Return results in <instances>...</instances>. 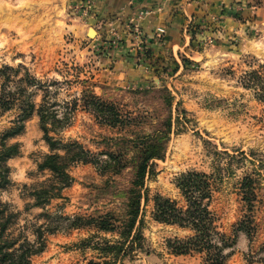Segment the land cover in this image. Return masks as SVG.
<instances>
[{
  "label": "rangeland",
  "instance_id": "rangeland-1",
  "mask_svg": "<svg viewBox=\"0 0 264 264\" xmlns=\"http://www.w3.org/2000/svg\"><path fill=\"white\" fill-rule=\"evenodd\" d=\"M257 1L253 0L258 4ZM86 3L87 0H0V67L24 65L43 82L49 101L56 103L54 107L60 113L72 110L69 124L50 135L63 143L76 142L93 158L107 159L113 152L123 155L127 163L114 174L116 168L100 173L94 163L72 162L67 168L69 185L60 190L59 196L35 205L30 192L54 179L49 170L37 167L52 151L43 139L38 117L31 116L24 131L9 140L19 143V152L7 160L9 183L0 189V203L12 214L5 235L20 241L24 237L42 241L31 264L110 260L100 257L93 244L116 235L96 232L91 226L68 225L66 218H86L106 211L120 214V193L132 176L135 155L127 139L163 129L170 119L164 155L152 160V169L145 177L147 199L141 201L139 215L143 247L122 257L121 262L204 264L199 253L175 254L167 247L168 239L184 238L191 234L189 229L160 223L152 216L157 193L184 204L175 179L187 170L213 173L217 166H229V171L220 172L222 179L210 204L219 230L227 234L243 214L241 180L251 176L257 196L255 244L262 242L264 29L257 23L248 25L242 12L232 16L234 24L226 23L224 31L213 27L212 34L201 32L207 26L201 29L200 25L189 24L187 34L189 28L196 34L186 47L152 49L139 21L137 31L133 21L123 27L103 29L101 22L89 20ZM164 33L165 29L160 35L155 30L154 36L163 42ZM87 88L113 103L125 124H103L84 108L81 98ZM41 93L38 89L36 103ZM14 116V110L0 116V132L11 125ZM110 164L114 161L110 160ZM109 175L115 180L107 190L102 184ZM226 251L229 256L224 264H259L249 260V238L244 232L237 233L235 243Z\"/></svg>",
  "mask_w": 264,
  "mask_h": 264
},
{
  "label": "trees",
  "instance_id": "trees-1",
  "mask_svg": "<svg viewBox=\"0 0 264 264\" xmlns=\"http://www.w3.org/2000/svg\"><path fill=\"white\" fill-rule=\"evenodd\" d=\"M188 33L192 43L196 30L189 28ZM38 89L42 93L40 102L36 103L34 96ZM49 99V91L44 88L43 82L33 76L24 65L19 64L14 67L5 64L0 67V116L5 112L15 111L11 125L0 132V189L9 183L10 168L7 160L19 152V143L9 142V140L20 135L24 131L26 120L36 115L43 139L52 151L42 158L37 167L49 170L54 181L48 185L41 183L39 187L33 188L30 194L35 200V205L44 204L50 198L59 196L60 190L69 185L71 177L67 168L72 162L94 163L100 173H105L109 167L116 168L114 174L127 163L126 159L123 160V155H115L113 152L108 153L107 159L93 158L76 142L63 143L60 138L50 135V132L57 133L69 124L72 110L60 113L54 107L56 103ZM81 99L83 107L90 110L99 122L110 126L125 124L116 106L101 99L92 90L88 88L84 90ZM262 99L264 101V96ZM167 101H171L170 94L167 96ZM75 104L76 100H73V106ZM170 130L171 120L168 119L163 129L127 139V142H132L135 155L131 165L132 176L120 193L123 196V210L120 214L106 211L86 218L83 216L66 218L68 225L91 226L96 232H109L116 235V238H103L93 244V248L100 257L110 258V260L102 262L90 260L85 264H109L116 263L118 260V264H123L122 257L143 247L144 236L139 227L141 220L139 215L141 201L147 199L144 191L145 177L152 169V160L163 157ZM58 150H62L63 153ZM110 160H113L114 164L111 165ZM228 169L230 168L227 165L217 166L213 173L196 170L180 173L175 179V185L184 199V204L179 205L176 200L157 193L153 197L152 216L160 223L177 225L191 231V234L184 238L167 240V247L175 254L199 253L204 264H224L229 256V251L226 249L232 247L237 233L241 231L249 238L250 262L264 264V240L255 244L258 224L254 216L257 197L254 179L246 175L241 180L240 195L243 202V214L232 225L230 234L219 230L217 217L210 209L213 193L222 179L220 172L229 171ZM114 180V176H107L103 181V187L108 190ZM11 217L12 214H8L5 206L0 203V264H31L32 255L41 250L43 243L41 240L31 241L26 237L20 241L17 237L5 235Z\"/></svg>",
  "mask_w": 264,
  "mask_h": 264
},
{
  "label": "crops",
  "instance_id": "crops-1",
  "mask_svg": "<svg viewBox=\"0 0 264 264\" xmlns=\"http://www.w3.org/2000/svg\"><path fill=\"white\" fill-rule=\"evenodd\" d=\"M257 3L253 0H93L87 12L89 20L99 21L103 29H110L123 27L135 18L138 11L148 9L151 12L139 21L147 34L148 46L152 49L181 48L189 43V24L200 25L201 29L207 26L201 30L207 34L215 26L224 31L226 23L234 24L230 19L237 13L246 14L248 25L257 23L264 29V0ZM157 27L165 29L163 42L154 36Z\"/></svg>",
  "mask_w": 264,
  "mask_h": 264
},
{
  "label": "built area",
  "instance_id": "built-area-1",
  "mask_svg": "<svg viewBox=\"0 0 264 264\" xmlns=\"http://www.w3.org/2000/svg\"><path fill=\"white\" fill-rule=\"evenodd\" d=\"M93 3V0H87V3L85 4L86 9L85 11L89 10V8L91 7ZM151 11L148 9H144V10H140L137 12V15L135 16L134 19H132L131 21L134 22V30L137 31L138 30V24L137 21H140L142 18H144L146 15H148ZM156 31L158 33V35H160L161 33L164 32V28L163 27H157Z\"/></svg>",
  "mask_w": 264,
  "mask_h": 264
},
{
  "label": "water",
  "instance_id": "water-1",
  "mask_svg": "<svg viewBox=\"0 0 264 264\" xmlns=\"http://www.w3.org/2000/svg\"><path fill=\"white\" fill-rule=\"evenodd\" d=\"M91 31L93 32L94 30H93V29H91Z\"/></svg>",
  "mask_w": 264,
  "mask_h": 264
}]
</instances>
